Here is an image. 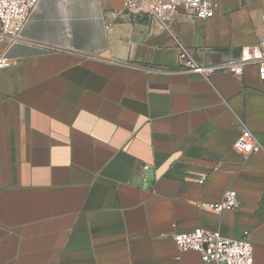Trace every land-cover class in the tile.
Segmentation results:
<instances>
[{
    "label": "crops",
    "instance_id": "1",
    "mask_svg": "<svg viewBox=\"0 0 264 264\" xmlns=\"http://www.w3.org/2000/svg\"><path fill=\"white\" fill-rule=\"evenodd\" d=\"M126 1L41 0L0 44V264H204L174 240L197 228L264 264V150L235 148L240 119L264 149L258 66L207 81L178 54L259 57L264 0L165 26ZM228 191L239 211L208 207Z\"/></svg>",
    "mask_w": 264,
    "mask_h": 264
},
{
    "label": "built area",
    "instance_id": "2",
    "mask_svg": "<svg viewBox=\"0 0 264 264\" xmlns=\"http://www.w3.org/2000/svg\"><path fill=\"white\" fill-rule=\"evenodd\" d=\"M40 1L0 0V44L21 40L23 30ZM125 6L130 13L149 15L165 26L178 15H184L191 20L212 19L219 10L220 2L219 0H127ZM262 22L264 25V15ZM260 48L261 54L254 60L244 57L238 61L214 65L198 64L186 49L181 48L178 53L182 65L181 71L196 73L210 81L211 77L218 73L241 77L246 67L255 63L259 69V79L264 81V38ZM15 63L16 61L12 59L1 57L0 69L11 67ZM239 124L242 135L236 144V150L247 155L261 153L264 149L257 137L240 119ZM199 183L204 184L205 177H202ZM208 207L217 213L237 212L241 208V203L234 191H228L220 202L210 204ZM174 240L180 252H197L201 255L204 264H258L248 233L239 239H229L219 231L210 232L204 228H197L189 233H177L174 235Z\"/></svg>",
    "mask_w": 264,
    "mask_h": 264
}]
</instances>
